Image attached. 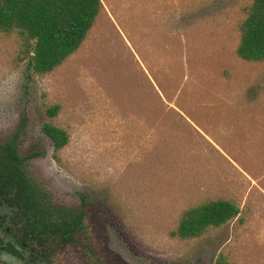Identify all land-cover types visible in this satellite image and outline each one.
<instances>
[{
	"label": "rangeland",
	"instance_id": "rangeland-1",
	"mask_svg": "<svg viewBox=\"0 0 264 264\" xmlns=\"http://www.w3.org/2000/svg\"><path fill=\"white\" fill-rule=\"evenodd\" d=\"M102 1L82 48L46 75L29 76L17 36L0 31V144L27 118L29 176L55 205L80 209L84 195L93 248L26 263L2 251L0 264H264V62L236 53L252 0ZM51 120L71 134L60 163L41 129ZM210 197L240 215L172 236Z\"/></svg>",
	"mask_w": 264,
	"mask_h": 264
},
{
	"label": "trees",
	"instance_id": "trees-1",
	"mask_svg": "<svg viewBox=\"0 0 264 264\" xmlns=\"http://www.w3.org/2000/svg\"><path fill=\"white\" fill-rule=\"evenodd\" d=\"M103 10L102 0H0V31L17 36L19 58L26 61L29 76L46 75L82 48ZM239 31L237 55L247 62L263 63L264 0H252L245 7ZM45 108L53 119L61 105L46 104ZM26 127L24 117L13 135L0 144V206H14L10 233L17 245L34 256L33 260L52 259L61 250L80 243L92 254L84 195L80 209L61 207L52 203L48 192L31 179L26 160L19 153V139ZM41 129L52 140L53 158L60 163V152L71 140L70 131L52 120L43 122ZM240 213L241 207L234 199L206 198L182 210L171 234L183 240L196 239ZM5 249L22 255L14 245ZM215 264L231 263L220 253Z\"/></svg>",
	"mask_w": 264,
	"mask_h": 264
},
{
	"label": "flooded vegetation",
	"instance_id": "flooded-vegetation-1",
	"mask_svg": "<svg viewBox=\"0 0 264 264\" xmlns=\"http://www.w3.org/2000/svg\"><path fill=\"white\" fill-rule=\"evenodd\" d=\"M13 208H14L13 204L10 203H7L5 206L4 205L0 206V252L4 251L9 254L11 253L16 258H19L20 261L26 263L30 260V258L33 259L34 256L33 255L31 256L28 251L24 250L19 245H17L15 239L10 233V229L12 226L11 215L13 213ZM10 244L16 246L18 250L22 253V255L17 256L12 252L7 251L5 247ZM26 253H29L28 254L29 256ZM39 259L40 258L35 260H39ZM5 263L7 262H3L1 264H5Z\"/></svg>",
	"mask_w": 264,
	"mask_h": 264
},
{
	"label": "water",
	"instance_id": "water-1",
	"mask_svg": "<svg viewBox=\"0 0 264 264\" xmlns=\"http://www.w3.org/2000/svg\"><path fill=\"white\" fill-rule=\"evenodd\" d=\"M11 254V253H10ZM11 255H13V254H11Z\"/></svg>",
	"mask_w": 264,
	"mask_h": 264
}]
</instances>
